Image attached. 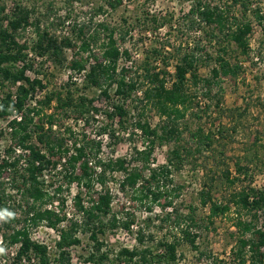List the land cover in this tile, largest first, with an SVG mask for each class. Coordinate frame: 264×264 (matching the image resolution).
Returning <instances> with one entry per match:
<instances>
[{
	"label": "rangeland",
	"instance_id": "374dc122",
	"mask_svg": "<svg viewBox=\"0 0 264 264\" xmlns=\"http://www.w3.org/2000/svg\"><path fill=\"white\" fill-rule=\"evenodd\" d=\"M221 1L227 6L230 5V0H219V3ZM107 2L108 0H0V28L6 26L4 17L12 16L16 6H21L30 12L32 19L40 20V25L47 28L59 42L69 39L72 44L79 46L80 41L87 40L96 32L98 41L96 45H92V53L102 60L100 47L106 33L99 25L105 24L115 32L120 51H127L130 57L127 61L125 56H122L118 63L120 66H132L133 72L129 74V78L134 80L140 78L141 68L144 63H148L150 68H155L156 71L164 70L167 86L174 80V67L184 54L198 58L196 69L200 79L211 77V70L217 66L215 58L219 47L227 48L226 58L237 64L240 69L235 78L216 79L208 92L203 84L195 88L187 82L185 92L188 96V109L184 117L178 121L180 135L173 141L160 143L157 140L151 156L152 167L168 165V161L173 160L171 151L174 149L180 151L181 164L178 169L168 167L169 177L167 187L164 188L172 193L175 211L181 215L193 212L197 228L196 231L192 230L199 236L195 241L198 249H192L186 244L181 233H178L171 223L161 222L160 219L165 213L170 212V209L163 206V202L158 203L152 213H146L139 202L134 201L129 195L117 192V183L122 179V174L113 173L108 176L106 186L112 194V214H116L118 218L132 215L135 224L130 231L107 229L104 233L98 234L97 238L103 244L101 252H106L108 258L115 261V255L121 248L131 249L136 246V233L141 229L146 236L144 245L153 247L154 250L161 242H176L177 261L174 264L220 262L230 264L234 261L237 248V234L233 226L235 210L232 208L226 215L208 220V208L200 204V192L202 188L209 189L212 201L222 203L231 192L237 191L241 186L251 185L257 190L264 187V0H250L252 12L246 17L241 15L238 7H232L230 10L232 17L242 18L252 24L249 36L250 54L247 58L238 55L232 42L223 40L221 45H217L214 41H209L205 33L190 26L191 21L187 13L192 0H121L114 9L110 8ZM256 7L262 12V20H257L253 16ZM35 39L32 26L19 30L15 35V41L19 45H25L27 50ZM24 53L28 54L26 64L32 61L30 68L25 71V76L30 80H40L41 84V87L36 86L26 99L28 108L33 106L35 100L41 101L43 96L50 92H61L63 96L67 93L74 99L85 98L87 108L90 107L91 101L92 107L98 110L97 113L90 111L89 114L77 117L75 113L67 112L68 118L65 119L64 111H53L55 104L52 103L43 114L51 112L55 114L58 122L55 133L64 136L65 132L70 130L79 140L84 139L92 149L99 143L101 148L98 158L102 160L123 158L131 163L134 150L141 149L147 142V139L135 129L136 120L139 118L138 120L146 121L151 129H159V126H162V120L154 109L145 103L139 104L135 101L141 96L139 92L132 94L130 99L123 102L110 91L107 99L99 90L85 83L86 73L68 74L72 50H64L66 60L62 65L56 64L49 55L37 57L27 51ZM80 56L86 60L88 68L93 64V60L87 57V54ZM21 66V63L14 65L15 69H20ZM16 87L8 82L0 86V103L9 94L14 97ZM122 103L128 114L127 120L120 125L117 117L109 119L106 113L111 114L113 104ZM10 118H0V164L18 158L16 151L7 152L9 146L14 144L7 126V120ZM104 128L111 133V139L107 137V131L101 134ZM159 130L161 131V128ZM196 131L210 137V147L206 145L208 140L204 144L194 138L193 133ZM65 137L68 138L67 135ZM67 143L70 147V142ZM236 164L246 168L248 175L244 179L240 177V182L236 185L229 186L224 178L226 172L230 179L237 176ZM25 167L26 162L23 158L14 168L8 167L0 173V195L4 193L1 196L2 205L6 212L14 214L0 220V238H4L13 229H18L24 224L27 206L17 187L21 181L18 175ZM44 174V184L48 192L62 186V193L57 195L58 199L66 201L77 192L75 184L67 189L62 175H57L56 172ZM95 191L99 190L95 187ZM82 192L84 202H87L85 191ZM174 193L177 194L176 198ZM49 206L52 210L59 208L56 200L44 208ZM64 214L66 220L60 228H65L69 222L80 219L70 205H65ZM241 216L248 217L244 212ZM258 216L260 217L258 226H264L262 225L264 216L261 214ZM29 229L33 242L51 248L47 253L52 264H56L54 260L57 252L53 249V244L58 241L56 230L53 232V229L47 228L45 224ZM83 229L78 232L80 245L68 250L70 264H93L88 260L89 254L94 250V244L89 238L90 233ZM0 247L4 249L0 254V264H29L17 259L15 246L3 242Z\"/></svg>",
	"mask_w": 264,
	"mask_h": 264
},
{
	"label": "trees",
	"instance_id": "16d2710c",
	"mask_svg": "<svg viewBox=\"0 0 264 264\" xmlns=\"http://www.w3.org/2000/svg\"><path fill=\"white\" fill-rule=\"evenodd\" d=\"M107 3L110 8L114 9L121 3V0H108ZM191 3L187 13L191 27L205 33L209 41H214L217 45H221L223 40L232 42L238 55L246 58L249 56V36L252 24L242 18L232 17L230 10L232 7H238L241 15L246 17L248 13L252 12L250 0H230L229 6L222 1L219 3V0L218 2L192 0ZM259 9V7L255 8L253 16L257 20H262V12ZM4 19L6 26L0 28V86L8 82L17 87L14 97L9 94L0 103V118L10 117L14 111L22 114L20 121L13 119L8 122L11 129L10 137L14 144L12 143L13 146H9L7 150L8 153L13 152L14 146H16L22 152L12 162L0 164V173L8 167L14 168L24 158L26 167L18 175L21 181L17 189L27 208L24 224L18 229H13L4 238L2 237V243L7 242L10 246L18 245L16 256L21 261L29 264L31 261H34L33 264H52L47 249L36 244L30 238L29 227L45 224L47 228L59 233V240L55 243L58 253L54 261L56 264H70L68 250L80 245L78 232L84 228L90 233L89 238L94 244V250L89 254L88 260H91L93 264L176 263V242H161L158 244L161 250L158 247L154 250L155 248L144 245L146 236L141 229L136 233V246L131 249L121 248L115 255V261L110 260L106 252H101L103 244L99 242L98 234L104 233L107 229L130 231L135 224L132 215L118 218L111 211L112 194L106 188L108 176L113 173H121L122 179L117 183V192L129 195L134 201L139 202L140 207L146 213H152L154 207L163 202V206L170 209V212L165 213L164 217L160 219L161 222L171 223L175 226L174 228L178 233H181L184 242L189 244L192 249L197 250L195 241L199 236L192 230L196 231L197 228L193 212L181 215L175 211L172 193L164 188V186L167 187L166 183L169 177L168 167L179 168L181 153L178 149L172 150L173 160H169L168 165L156 167H152L151 156L157 140L160 143L173 141L180 135L178 121L184 117L188 109V96L185 92L187 82H190L195 88L203 84L208 92L216 79L237 76L240 68L226 58L227 48L219 47L215 58L217 66L211 70V77L208 79H200L197 74L198 58L184 54L174 67V80L170 86H167L164 70L156 71L155 68H150L148 63H144L141 68L140 78L137 77L136 80L129 78V74L133 72L132 66H120L118 63L122 56H125L127 61L130 57L127 51H120L115 32L105 24L99 25V28L106 33L100 47L102 60H99L92 53L93 49L91 48L98 41L96 32L87 40L80 41L79 46H75L69 39L59 42L47 28L40 25V20L32 19L30 12L21 6H16L12 16H5ZM29 26L33 27L36 39L27 50L25 45H19L15 41V35L19 30ZM64 50L73 51L68 69L77 74L86 71L88 67L86 60L80 56L81 54H87V57L93 60V64L86 71L85 83L99 90L103 97L109 99L110 91H112L114 96L126 102L132 94L139 92L141 96L135 101L139 104L149 105L162 120V126H159L161 131L158 128L151 129L144 120H138L139 118L136 120L134 127L147 139V142L141 149L134 150L131 163L123 158H108L106 160L98 158L101 148L99 143L95 144V150L89 148V144L84 142V139L79 140L70 130L65 132L68 138L63 134L55 133L56 130L52 129L58 123L55 114L53 112L43 114V111L51 107L52 103L55 104L53 111H64L65 119L68 118L67 112H73L77 117H81L85 113H97L98 110L92 107L91 101L89 102L90 107L87 108L85 98L74 99L67 93L63 96L61 92H50L45 94L41 101L35 100L34 105L28 108L26 99L35 87H41V84L40 80H30L25 76V71L30 68L32 61L30 64H26L25 59L28 54H25L24 51L37 57L49 55L56 64L62 65V62L66 60ZM77 57L81 58L77 59ZM18 63H21L22 66L20 69H15L14 65ZM111 110V114L106 113V117L109 119L117 117L119 124H124L128 114L124 104H113ZM101 131V134L107 131V137L112 138L106 128ZM193 136L200 143L205 144V141L208 140L206 145L210 147V137L204 136L201 131L194 132ZM67 141L70 142V147ZM94 150L96 152L93 154ZM197 151L200 153L199 150ZM51 172L62 175L63 182L68 186L67 189L73 184L78 189L72 200L73 209L80 219L69 222L65 228H60V225L66 220L64 214L66 201L57 198V195L62 193V186H57L52 192H48L45 188L44 173ZM235 173L237 176L230 179V175L226 172L224 179L229 186L236 185L240 182V177L244 179L248 175L246 168L239 164L235 165ZM95 187L99 191L94 192ZM204 189L202 188L200 192V204L208 208V220L224 216L232 208L235 210L233 226L237 234V248L234 261L230 264H264V226H258L260 218L258 214L264 216V187L257 190L251 185L241 186L237 191L231 192L222 203L212 201L210 190ZM82 190L85 191L87 202H84ZM3 194L0 195V212L5 211L1 198ZM176 197L177 194L174 193V198ZM55 200L59 207L58 211L49 209L51 206L44 208L46 205L54 203ZM243 212L249 218L241 216Z\"/></svg>",
	"mask_w": 264,
	"mask_h": 264
},
{
	"label": "built area",
	"instance_id": "2783aa9c",
	"mask_svg": "<svg viewBox=\"0 0 264 264\" xmlns=\"http://www.w3.org/2000/svg\"><path fill=\"white\" fill-rule=\"evenodd\" d=\"M87 70H88V67H87ZM87 70H86V71H87ZM86 71H82L81 74H82V73H86ZM67 73H68V74H71V73H75V72L72 71V70H71V71L69 70ZM79 75H80V74H79ZM33 105H34V104H33ZM10 117H11V118L7 120V126H8V122L11 121V120H13V119H15L16 121H20L21 118H22V114H21V113H16V111H14V112H13V115H11ZM8 118H9V117H8ZM71 123H72V121H71ZM78 125H80V121H78ZM56 128H57L56 125H54V126L52 127L53 130H56ZM8 129H9V131L11 132V129L9 128V126H8ZM14 150H15L16 153H18V154H21V152H22V151L19 149V147H16V146H14ZM23 153H24V152H23ZM75 194H76V193H74L71 197H69L68 200H66V203H67V204L65 203V205H70V206L73 208V200H72V199H73V197L75 196ZM49 209H50V208H49ZM54 210H55V211H58L56 208H54ZM53 232H54V230H53ZM56 234H57V239L59 240V233H58L57 231H56ZM1 243H2V240H1V238H0V244H1ZM15 247H16V249H18L19 246H18V245H15ZM46 249H47V251L49 252L51 248H50V247H47ZM53 249L57 252V250H56V246H55V243L53 244ZM57 253H58V252H57ZM48 255H49V254H48Z\"/></svg>",
	"mask_w": 264,
	"mask_h": 264
},
{
	"label": "clouds",
	"instance_id": "9594fccd",
	"mask_svg": "<svg viewBox=\"0 0 264 264\" xmlns=\"http://www.w3.org/2000/svg\"><path fill=\"white\" fill-rule=\"evenodd\" d=\"M12 215H14V214L10 213V212L2 211V212H0V220H4L7 217H11ZM3 252H4V249L2 247H0V254H2Z\"/></svg>",
	"mask_w": 264,
	"mask_h": 264
}]
</instances>
